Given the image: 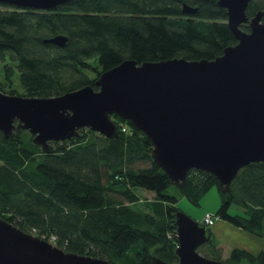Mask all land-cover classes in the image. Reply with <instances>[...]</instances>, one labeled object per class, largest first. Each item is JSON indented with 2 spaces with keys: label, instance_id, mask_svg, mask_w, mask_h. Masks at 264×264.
Here are the masks:
<instances>
[{
  "label": "trees",
  "instance_id": "trees-1",
  "mask_svg": "<svg viewBox=\"0 0 264 264\" xmlns=\"http://www.w3.org/2000/svg\"><path fill=\"white\" fill-rule=\"evenodd\" d=\"M218 1L72 0L52 10L0 4L4 79L10 83L16 73L25 97L52 98L86 86L97 91L100 74L125 61H212L237 43ZM184 4L197 12L184 15ZM259 12L264 24V0H251L246 16ZM241 29L249 32L247 25ZM56 36L69 39L64 48L44 43ZM111 120L117 137L82 129L77 138L53 142L49 153L25 130L0 132V218L47 242L53 238L67 253L110 264L176 263L177 200L167 195L173 185L152 160L146 136L115 115ZM213 185L220 192L212 175L192 170L181 192L197 204ZM137 189L155 197L148 213L132 207ZM222 196L214 216L264 240V163L240 169ZM218 246L211 234L198 253L224 264H264V251L232 249L222 260Z\"/></svg>",
  "mask_w": 264,
  "mask_h": 264
},
{
  "label": "water",
  "instance_id": "water-1",
  "mask_svg": "<svg viewBox=\"0 0 264 264\" xmlns=\"http://www.w3.org/2000/svg\"><path fill=\"white\" fill-rule=\"evenodd\" d=\"M72 0H0V4L52 10ZM251 0H219L227 27L237 43L212 61L172 59L156 63L125 61L100 74L90 86L52 98L6 95L0 91V132L8 137L25 130L43 153L53 142L70 141L88 129L113 139L115 115L142 132L151 144V158L179 190L189 172L212 175L220 192L243 167L264 163V24L262 12L250 19ZM197 12L187 5L182 13ZM69 39L56 36L44 43L64 48ZM16 123V125L14 124ZM176 263L155 258V264H224L203 257L198 249L211 234L181 211L175 213ZM0 264H110L106 260L67 253L25 233L0 218Z\"/></svg>",
  "mask_w": 264,
  "mask_h": 264
},
{
  "label": "rangeland",
  "instance_id": "rangeland-1",
  "mask_svg": "<svg viewBox=\"0 0 264 264\" xmlns=\"http://www.w3.org/2000/svg\"><path fill=\"white\" fill-rule=\"evenodd\" d=\"M13 78L10 83L6 82V80L4 79L2 66L0 65V87L2 86V90L4 91V94L13 92L15 94H12V95H18L21 97H25V93L23 92L22 88L20 87L18 83L16 73L14 74ZM134 192L138 196L139 201L136 204L132 205V207L134 209L141 210L143 212L148 213L149 210L146 206L151 204L152 202H155L153 201L155 198L154 195L151 192H147V191L140 190V189L139 190L137 189ZM167 195L176 198L177 200L176 208L178 209V211L183 212L188 217L192 218L193 220L199 223H201V220L203 219L205 214L213 215L217 211V209L220 207L221 202L224 199L222 196L223 194L219 192L214 185L209 189L207 193H205L203 196L199 198L197 204L192 203L190 198H188L184 193L181 192V190H179L175 186H171L167 190ZM232 209L233 208L229 210V213L231 215H234L235 212ZM211 227H209L208 229H211ZM210 234H212L211 231H210ZM254 238H257V237H254ZM214 239L216 240V238ZM219 245L220 246H218L217 249L220 248L221 258L222 260H225L229 254V250L227 247L224 248L225 245L223 244H219Z\"/></svg>",
  "mask_w": 264,
  "mask_h": 264
},
{
  "label": "crops",
  "instance_id": "crops-1",
  "mask_svg": "<svg viewBox=\"0 0 264 264\" xmlns=\"http://www.w3.org/2000/svg\"><path fill=\"white\" fill-rule=\"evenodd\" d=\"M211 233L219 244H223L225 245L224 248H228L229 252L232 249H239L255 256L264 251V240L254 238L220 219L216 220L211 227Z\"/></svg>",
  "mask_w": 264,
  "mask_h": 264
},
{
  "label": "built area",
  "instance_id": "built-area-1",
  "mask_svg": "<svg viewBox=\"0 0 264 264\" xmlns=\"http://www.w3.org/2000/svg\"><path fill=\"white\" fill-rule=\"evenodd\" d=\"M218 219H219L218 217H216V216H214L212 214H205L204 217H203V219H202V222H204L206 225L213 226L214 223H215V221L218 220ZM52 241H54L53 238L50 240L49 243L52 244V245H54L52 243Z\"/></svg>",
  "mask_w": 264,
  "mask_h": 264
},
{
  "label": "flooded vegetation",
  "instance_id": "flooded-vegetation-1",
  "mask_svg": "<svg viewBox=\"0 0 264 264\" xmlns=\"http://www.w3.org/2000/svg\"><path fill=\"white\" fill-rule=\"evenodd\" d=\"M250 19H251V18H248V17H247V23H246V24H243V25H247L248 28H249V22H250ZM249 30H250V29H249ZM245 32H246V31H245ZM0 91H1V90H0ZM1 92H2V91H1ZM2 93H3V92H2ZM3 94H4V93H3ZM6 95H8V94H6ZM17 96H18V95H17ZM15 125H16V124H15Z\"/></svg>",
  "mask_w": 264,
  "mask_h": 264
},
{
  "label": "bare ground",
  "instance_id": "bare-ground-1",
  "mask_svg": "<svg viewBox=\"0 0 264 264\" xmlns=\"http://www.w3.org/2000/svg\"><path fill=\"white\" fill-rule=\"evenodd\" d=\"M41 149V148H40ZM202 224L201 225H204V227L206 226V227H211V226H209V225H206L204 222H201Z\"/></svg>",
  "mask_w": 264,
  "mask_h": 264
}]
</instances>
